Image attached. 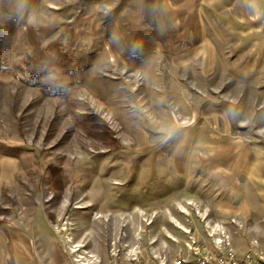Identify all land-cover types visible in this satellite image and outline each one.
Returning <instances> with one entry per match:
<instances>
[{
  "label": "rangeland",
  "instance_id": "1",
  "mask_svg": "<svg viewBox=\"0 0 264 264\" xmlns=\"http://www.w3.org/2000/svg\"><path fill=\"white\" fill-rule=\"evenodd\" d=\"M261 105L264 0H0V264L231 244L205 154Z\"/></svg>",
  "mask_w": 264,
  "mask_h": 264
},
{
  "label": "crops",
  "instance_id": "2",
  "mask_svg": "<svg viewBox=\"0 0 264 264\" xmlns=\"http://www.w3.org/2000/svg\"><path fill=\"white\" fill-rule=\"evenodd\" d=\"M205 44L199 41L195 45ZM258 112L260 121L248 125L245 134L215 138L205 158L213 159L216 176H228V185L223 186L228 201L217 202L216 209L233 224L231 248L238 255L251 250L264 257V105Z\"/></svg>",
  "mask_w": 264,
  "mask_h": 264
},
{
  "label": "built area",
  "instance_id": "3",
  "mask_svg": "<svg viewBox=\"0 0 264 264\" xmlns=\"http://www.w3.org/2000/svg\"><path fill=\"white\" fill-rule=\"evenodd\" d=\"M190 252L177 253L168 262L158 261L155 257L132 256L129 264H262L264 262V257L251 250L238 255L228 241L215 242L212 250Z\"/></svg>",
  "mask_w": 264,
  "mask_h": 264
}]
</instances>
